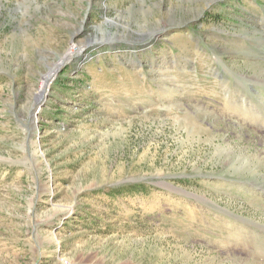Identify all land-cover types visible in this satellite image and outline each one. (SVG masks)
<instances>
[{"label":"rangeland","instance_id":"rangeland-1","mask_svg":"<svg viewBox=\"0 0 264 264\" xmlns=\"http://www.w3.org/2000/svg\"><path fill=\"white\" fill-rule=\"evenodd\" d=\"M206 2L0 0V264H264V0Z\"/></svg>","mask_w":264,"mask_h":264},{"label":"bare ground","instance_id":"bare-ground-1","mask_svg":"<svg viewBox=\"0 0 264 264\" xmlns=\"http://www.w3.org/2000/svg\"><path fill=\"white\" fill-rule=\"evenodd\" d=\"M214 1L217 0H207L206 2V7L210 6L211 3H213ZM205 8L203 7L201 10H204ZM156 33V32H155ZM77 46H74V44L62 55V57L59 59V61L55 64H53L52 66H50L48 72L46 74L43 75L42 79H41V85L39 87L38 92L36 93V98L38 100L39 105H42L43 101L45 100L46 97V93H47V88L48 85L52 82V80L54 79V77L56 76L57 72L65 65L67 64L71 59L74 58V55L77 53V49L75 48ZM82 50H80V54H81ZM256 110H258V112L260 111V108H256ZM249 112V111H248ZM253 115V114H252ZM257 116V112L253 115L252 118H255ZM259 118V123L261 125V127L264 129V114H262L261 116H258ZM256 118V119H258ZM37 116L35 114L34 116V121H33V127H37Z\"/></svg>","mask_w":264,"mask_h":264}]
</instances>
